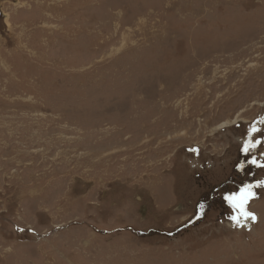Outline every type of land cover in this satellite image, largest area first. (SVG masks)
Masks as SVG:
<instances>
[{
	"label": "rangeland",
	"instance_id": "374dc122",
	"mask_svg": "<svg viewBox=\"0 0 264 264\" xmlns=\"http://www.w3.org/2000/svg\"><path fill=\"white\" fill-rule=\"evenodd\" d=\"M0 264H264V0H0Z\"/></svg>",
	"mask_w": 264,
	"mask_h": 264
},
{
	"label": "snow or ice",
	"instance_id": "6c2138e0",
	"mask_svg": "<svg viewBox=\"0 0 264 264\" xmlns=\"http://www.w3.org/2000/svg\"><path fill=\"white\" fill-rule=\"evenodd\" d=\"M248 150V147L245 146L244 151L247 152ZM253 163H255V161H253ZM252 198L253 192L251 186L245 187L236 195L226 197L229 205L237 212V215L232 217L237 226H243L242 221H255L256 217L247 209V205Z\"/></svg>",
	"mask_w": 264,
	"mask_h": 264
},
{
	"label": "bare ground",
	"instance_id": "6f19581e",
	"mask_svg": "<svg viewBox=\"0 0 264 264\" xmlns=\"http://www.w3.org/2000/svg\"><path fill=\"white\" fill-rule=\"evenodd\" d=\"M252 221V220H251Z\"/></svg>",
	"mask_w": 264,
	"mask_h": 264
}]
</instances>
